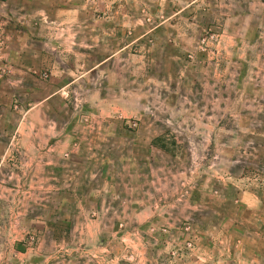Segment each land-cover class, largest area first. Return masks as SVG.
<instances>
[{"label":"rangeland","instance_id":"obj_1","mask_svg":"<svg viewBox=\"0 0 264 264\" xmlns=\"http://www.w3.org/2000/svg\"><path fill=\"white\" fill-rule=\"evenodd\" d=\"M17 26L88 51L67 108L110 161L93 186L68 168L0 188V264H182L197 241H249L237 221L264 243V0H0V33ZM147 203L158 213L136 220Z\"/></svg>","mask_w":264,"mask_h":264},{"label":"crops","instance_id":"obj_2","mask_svg":"<svg viewBox=\"0 0 264 264\" xmlns=\"http://www.w3.org/2000/svg\"><path fill=\"white\" fill-rule=\"evenodd\" d=\"M75 20L65 18L67 24ZM33 30L28 26H17L0 33V188L5 185H37L45 189L52 183L65 182L61 173L68 168L86 171L93 186L95 168L99 167L100 161L107 164L110 159L104 152L96 151L87 137L88 133L86 137L78 136L74 131L77 123H72L67 108V88L74 87L76 83L75 79L68 77V73L73 69L79 71L88 51L76 49L75 35H70L67 37L69 48L65 49L68 53H64L52 35L38 39ZM36 42L43 46H36ZM69 58L74 61L73 64L68 63ZM58 59L63 62L59 63L60 66ZM97 65L99 62L96 60L82 73L93 70ZM57 73L60 76H56ZM107 102L98 103L109 105ZM102 133L107 137L112 135L109 129ZM4 170L8 172L4 173ZM101 183L103 187L110 184L108 174L104 173ZM26 193L31 195L30 191ZM129 199L134 201L133 198ZM241 201H246L252 207L257 205L253 197L241 198ZM107 210V206L100 205L93 211L100 214ZM131 211L132 216L141 221L151 219L159 209L147 203ZM239 222L234 224L237 236L249 234V241H237L234 246H228L212 240V248H201V243L205 242L197 241L203 254H199V260H196L194 257L199 251L196 247L198 251L195 256L182 260V264H224V260L225 264H264V243L259 244L255 236L259 231L254 226H244ZM124 236L126 247H135ZM202 236V239L207 238L205 234ZM212 241L210 239L207 244H212ZM108 243L109 247H113L111 240ZM140 247L147 250L150 244L145 241L144 244L140 243Z\"/></svg>","mask_w":264,"mask_h":264}]
</instances>
